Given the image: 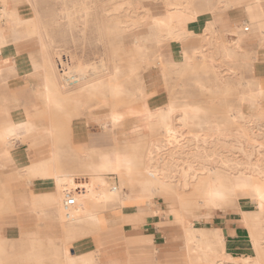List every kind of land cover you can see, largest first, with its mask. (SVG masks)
<instances>
[{
  "label": "rangeland",
  "instance_id": "rangeland-1",
  "mask_svg": "<svg viewBox=\"0 0 264 264\" xmlns=\"http://www.w3.org/2000/svg\"><path fill=\"white\" fill-rule=\"evenodd\" d=\"M168 1L171 0H31L29 4L27 0H6L9 2L7 10L12 11L9 16L0 12V25L11 28L17 38H28L32 42L34 76L38 81L30 122L26 117H19L14 123L21 125L17 136L0 138L1 146L17 140L28 149L31 156L28 163L42 164L49 169L56 165L59 171L74 176L78 182L88 173L82 166L84 163L95 160L102 152L128 150L130 145L137 144L141 156L139 175L151 180L150 167L163 174L160 177L168 185L154 192L153 201L165 205L176 220L173 224L182 232L178 239L179 251L174 261L167 264H224L227 261L244 264L245 259L249 264H264V206H255L254 211L243 213L246 215L242 217L248 235L262 243L254 250L253 257L227 256L223 244L219 243L220 231L204 228L210 227L204 223L196 224L198 233L190 232L192 215L205 211L206 216L212 209L202 203L198 187L199 181L206 178L201 175L211 165L223 172L239 169L264 179V128L244 114L243 118L229 122L227 136L217 141L209 137L207 125L198 136L197 128L189 127L169 137L160 131L148 130L144 124L143 128L140 126L142 114L165 113L171 107L177 109L186 105H194L200 118L213 124L241 109L239 97L257 99L255 59L246 46L256 37L260 38V46H264V21L255 16L257 11L251 8V0H193L191 11L183 8L174 14L179 21L194 14L197 26L190 31L187 28L186 38L178 44L173 40L153 44L150 18L166 14ZM221 6V17L234 16L240 8L248 6L244 17L239 16V26L230 29L239 43L228 56L223 47L233 36L220 32L215 25L218 22L212 21L211 28L203 27L205 20L218 13ZM2 8L0 0V10ZM251 16L258 19L254 28L249 23ZM38 35L48 44L53 65L58 70L65 69L62 76V72L56 70L60 83H63L61 77L80 76L82 70H87L84 75L88 79L102 75L108 87L84 91L73 90L78 85H71L60 91L52 90L55 104L49 103L42 85L50 79L51 73ZM183 52L189 57L190 67H171L169 64H175ZM101 66L105 67V72L96 70ZM150 76L157 81L162 94L153 96V101L145 95L146 79ZM133 92L135 98L130 100L127 95ZM108 113L119 118V125L114 129L123 121L130 124L134 131L130 139L123 142L109 137L92 140L84 134L81 124H84V115ZM170 116L172 124H176L178 114L174 112ZM14 124L3 125L0 132ZM22 171L18 172L15 178L18 183L13 187L18 192L16 206L12 207L10 191H1L4 185L0 183V264H97L98 253L80 255L72 247L81 244L86 248L85 238L93 236L92 244L97 250L108 236L115 235L117 228L105 230L104 223L94 224L75 217L81 209L101 215L109 206L81 200L71 187H55L54 194L38 195L41 191L33 195L28 188L38 177L25 176ZM137 172L120 180L106 178L107 189L113 186L119 191L122 185L127 193L126 188L140 183ZM10 183L8 181L9 186ZM66 193L76 200L69 212L63 210ZM237 200L229 197L221 205L222 209L234 208ZM150 204L152 201H147L146 205ZM8 232H12L11 236H7ZM189 234L201 236L203 248L204 243L210 245L206 246L208 259L203 261L194 244L187 240ZM139 244L141 242L131 243L128 252L131 264L140 257L154 254L152 242ZM226 256L230 259L226 260ZM218 257L222 259L220 263H212Z\"/></svg>",
  "mask_w": 264,
  "mask_h": 264
},
{
  "label": "crops",
  "instance_id": "crops-1",
  "mask_svg": "<svg viewBox=\"0 0 264 264\" xmlns=\"http://www.w3.org/2000/svg\"><path fill=\"white\" fill-rule=\"evenodd\" d=\"M6 6H9V2L6 3ZM253 11H257L255 16L261 17L264 21L263 10ZM233 19V16L221 17V22L215 24L216 28L221 32L232 27ZM257 21L258 19L254 16H251L249 20L253 23V28ZM253 39L255 41L251 45H247L246 48L255 59V85L256 92L259 93L256 100L251 103H243L241 109L246 116H250L264 128V46H260V38ZM31 45L32 42L28 38H17L13 35L11 28L0 25V128L3 125L14 124L19 117H26L27 122H30L29 113L33 112L35 105V83L38 81L34 76V54ZM241 46L243 47L242 44ZM157 87V81L152 76L146 79L145 95L150 97L149 101H153V96L162 95L161 90ZM38 91L42 90L38 89ZM93 116L92 114L84 115V124L81 123L82 131L88 138L93 140L109 137L118 142L131 138L132 128L127 121H123L117 129L110 130L108 120H106V130H104L102 127L104 121L98 122ZM20 127V123H16L4 129L0 132V138L17 136ZM15 141L5 146H1L2 143H0V183L4 185L1 191H10L12 207L16 206L18 197L17 189L13 188L18 183L15 178L18 172L24 168V164L31 159L27 152L28 149L20 146L17 140ZM89 175L87 173L84 176L88 177ZM71 177L74 178V176ZM8 181L11 182L10 186ZM28 189V192L32 191L33 195H37V192L41 191L38 195L56 193L55 187L42 183L39 178L31 181ZM113 194H103L101 206H109L108 210L101 215H94L102 216L105 230L112 227L117 228L115 235L108 236L109 239L106 238L104 244L97 250L92 244L95 241L93 236L85 238L88 243L86 248L78 244L74 245L72 249L74 248L75 252L80 255L98 253L97 264H131V259L128 256L131 243L141 242L138 245L141 246L152 242L153 256L140 257L137 262L132 261L133 264H167L169 261H174L180 248L178 239L182 236V232L178 225L173 224L176 220L169 214L165 205L162 202L152 201V204L146 205L147 202H145V205H140L139 208L130 205L122 207L109 202ZM77 197L83 200L79 195ZM84 200L88 201L87 198ZM254 210L255 204L250 199L239 198L234 208H212L205 219L200 218L197 224L204 223L205 226H210L204 228H214L220 231L226 255L232 258L253 257L254 249L242 217L246 215L243 213ZM11 234L12 232H8L7 236H11ZM224 264H230V262L227 261Z\"/></svg>",
  "mask_w": 264,
  "mask_h": 264
},
{
  "label": "bare ground",
  "instance_id": "bare-ground-1",
  "mask_svg": "<svg viewBox=\"0 0 264 264\" xmlns=\"http://www.w3.org/2000/svg\"><path fill=\"white\" fill-rule=\"evenodd\" d=\"M27 1L29 2V4H31V0ZM2 3L3 8L0 10L1 14L3 16H9L12 10H7L6 0H2ZM192 4L193 0H174L173 2L172 0L170 2L168 1V9L166 14L150 18L149 25L153 31L151 42L153 44H159L162 40H173L175 43L178 44L180 41H183L187 36V33H185L186 29L188 28L187 31H190V29L195 28L197 26L198 22L195 19V15L192 13H190L186 19L180 21L175 19L176 17L174 13L176 11H181L183 8H187L188 10H190V8L193 7ZM222 8L223 6L218 8L216 11L218 13H214V15L211 16L210 19L205 20V23L203 24L204 28H211L212 21H214L215 23L221 22V12L223 11ZM251 8L253 10L261 9L264 12V0H251ZM247 9L248 6H243L242 8H240L237 13L233 16L234 19L232 20V27L224 29L221 32L226 33V35L227 33H229L231 36L234 37L235 33L230 29L239 26V19L241 16L244 17ZM249 23L253 27V23ZM176 27H178V30H176ZM181 27L182 29L180 30L179 28ZM233 37L228 38L226 40L227 45L223 47L226 56L231 55L233 53V49L239 43L238 38ZM37 38L39 39L42 50L46 53L47 67L51 73L50 79L42 85V88L44 89L45 98L49 103L55 104V100L51 96L52 90L60 91L64 88H68L71 85H78L73 90L84 91L108 87L107 84L103 82L104 76L102 75L88 79L84 75L87 70H82L81 72L83 74L80 76L71 75L66 78L61 77L63 83H60V80L56 75L58 74L56 73V70L57 72H62L60 74L62 76L65 70L64 67H61L59 65L61 69L58 70L57 66L53 65L52 60L49 57L47 51L48 44L42 41L40 35H38ZM169 65L175 68L190 67V60L189 57H187L186 52H183L175 64ZM99 69L105 72L104 66L96 68V70ZM127 96L130 98V100H132L133 98H135V93H130ZM254 100H256L254 97L241 96L239 97V107L241 108V105H243V103H251ZM174 112L178 114L176 124H172L171 122L170 115ZM93 117H95L98 122L104 121V123L102 124L104 130H106V120H108L110 130L116 128L119 125V118L113 113H108L105 115H94ZM243 117L244 113L242 112V109H239L238 111L229 113L226 120L221 119L217 123L207 124V122H204V120L200 118L199 110L195 108L194 105H186L181 106L177 109L171 107L165 113L154 112L142 114L140 115V126L143 128L144 124V126L148 130H157L160 131L163 135L169 137L175 136V134L181 132L184 128L189 127L197 128L196 135L198 136L203 131V127L207 125L210 131L209 137L211 138V140L222 141L223 138L227 136L226 127L228 123L238 118L241 119ZM133 133L134 131L132 132V134ZM138 150V145L132 144L129 146L128 150H111L98 154L95 160H92L88 163H84L82 165L83 167H85L86 170H88V173L90 175L88 177L81 178L78 182H76L75 179L69 174L59 171L56 165L49 169L42 164L25 163L24 168L22 169V173L25 176L34 175L46 185H51L53 187H71L73 191L77 195H79L83 200L87 198L88 201L96 205L101 206L103 202L104 193H114L112 195V198L109 199L110 203L119 204L122 207L130 205L137 206L139 208V206L143 205L145 202L153 201L154 192L164 190L165 186L168 185V182L165 181L164 178L160 177L163 174L161 175V173H158L157 170H152L151 167L149 168V174L152 177L151 180L148 181L147 179H144L143 176L139 175L138 166L141 163V156ZM136 172L139 175L140 183L136 187L126 188L127 193L125 192L122 185L119 191H117V189H115L113 186L107 189L106 178L109 177L110 179H113V177H117L120 180V177H130ZM201 176L206 177H202L203 179L199 181L200 184L198 186L201 191L202 203L205 205H209L211 208H222L221 205H223L224 201H226L229 197H234L237 199L248 198L255 204V206H264V179H260L256 176V174L252 172H244L243 170L239 169H233V171L231 170V172H223L211 165L209 168L206 169V173H203ZM49 200H52V197H49ZM204 217L205 211H202L198 214L194 213L192 215L193 223L191 224L190 228L193 230H190V232L192 231L194 233H198L196 224L198 223V220L200 218ZM75 219L89 221L94 224L104 223L101 216L96 217L92 212H89L85 209H81ZM249 228L251 227L249 226ZM192 234L188 235L187 240H189L190 243L194 244L195 250L203 256V261L208 259L206 252H209V249H207L206 246L210 245L208 243H204L205 246L203 248L201 241L202 237L192 236ZM249 238L251 240L254 250H256V248L260 244H262L251 234ZM218 239L219 243H224L223 236L220 232L218 235ZM227 256L226 260H229L230 258H228ZM220 258L221 257L213 259L212 263H220V261L222 260ZM243 261L244 264H249V261L247 259Z\"/></svg>",
  "mask_w": 264,
  "mask_h": 264
},
{
  "label": "built area",
  "instance_id": "built-area-1",
  "mask_svg": "<svg viewBox=\"0 0 264 264\" xmlns=\"http://www.w3.org/2000/svg\"><path fill=\"white\" fill-rule=\"evenodd\" d=\"M76 205V200L73 195L66 193L63 200L64 212H69Z\"/></svg>",
  "mask_w": 264,
  "mask_h": 264
}]
</instances>
